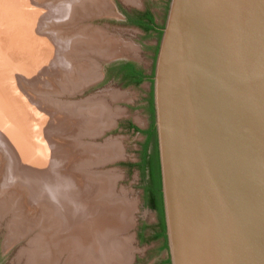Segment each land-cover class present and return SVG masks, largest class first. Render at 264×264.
Here are the masks:
<instances>
[{
	"label": "water",
	"instance_id": "95a60500",
	"mask_svg": "<svg viewBox=\"0 0 264 264\" xmlns=\"http://www.w3.org/2000/svg\"><path fill=\"white\" fill-rule=\"evenodd\" d=\"M153 96L171 264H264V0H170Z\"/></svg>",
	"mask_w": 264,
	"mask_h": 264
},
{
	"label": "rangeland",
	"instance_id": "374dc122",
	"mask_svg": "<svg viewBox=\"0 0 264 264\" xmlns=\"http://www.w3.org/2000/svg\"><path fill=\"white\" fill-rule=\"evenodd\" d=\"M106 1L104 3L112 8V14L108 15L101 12L93 14L95 11L88 13L81 11L75 16V20L68 22L69 17L63 18L61 15L62 18L57 19V17L52 16L54 13L51 14L50 12L53 8H50L51 6H57L61 3L58 0H3V2L0 0V15L3 17L4 7L8 6L13 17L9 19V23L12 25L15 21L16 24L14 28H17V37L14 40L21 49L18 54L21 65L26 66V63L34 61L36 58L38 61V58L41 59L42 57L41 53L44 50L48 51L47 59L37 64V67L34 66L30 73H24L18 63L15 64L14 68H10L11 75L8 78V85L15 96L24 104L27 114H29L27 127L30 130V139L38 146L40 162L42 158L40 171L43 173L45 168L49 166L52 172L55 174L58 172L57 175L60 177L64 176V179H69L75 184L81 182L77 185L84 188L82 198L90 200L86 207L88 211L92 209L93 203H96L104 206L105 215H108L107 209H110L117 216H120L122 211L127 215V218L129 216L128 229H124L125 231L117 230V232L119 234L123 232L122 235L131 238L130 245L133 251L130 264H168L170 255L169 251L164 249V239L153 240V236L160 232L159 214L156 210L145 205L143 179L135 167L140 161L141 147L145 137L131 128V126H135L143 130L150 126L152 121L150 96L153 92V84L145 81L138 87H127L118 78L107 79V75L110 69L120 63L128 62L135 63L147 75H150L154 70L156 50L160 43L156 34L147 36L137 28L120 24L122 16L118 8L123 7L134 11H140L144 8L151 9L155 13L158 25L162 26L165 25L170 0H135L136 2L132 4L126 3L124 0H110V3L109 0ZM2 4L4 5L3 8ZM4 24L5 22L2 21V25ZM2 25L0 24V27ZM83 28L106 32H102V34L107 39L104 38L107 48L108 44L114 45L112 50L116 51L115 48H117L118 53L102 57V54L97 53L98 56L94 51H92L93 53L89 52L85 46H77L74 47L75 49H71L70 45V47H64L60 50V57L63 61L53 64L51 62L53 45L50 44V40L61 43L64 39L63 36H72L76 30ZM11 36L6 38L11 39ZM0 39H5L1 33ZM65 49L66 51H64ZM4 50H0L3 57L8 53ZM82 62H90V64L88 63L90 71L93 68L99 69L100 72L97 77L92 78V82L87 85L85 84L89 81L83 79V74H81L78 83H75L74 79L68 81L70 77L68 78L67 72L74 69V63L77 65ZM88 70L86 74L89 73ZM3 79L5 81L4 75ZM56 104L62 107L57 108ZM84 107L88 108H85L86 113L84 112L89 115L86 119L88 123L74 124L80 123L76 121L78 120L76 117L78 110ZM62 108L64 111H61ZM66 109L75 117L69 116ZM53 110L54 112H52ZM96 110H100L99 113L95 114ZM91 113L95 116H91ZM51 114L52 116H50ZM62 116L64 119L61 118L63 120H60L59 118ZM56 117L59 119L58 121ZM72 119L74 120L71 121ZM53 120H56L58 125ZM69 120L71 125L70 123L68 125ZM65 123L69 127L71 126L72 130ZM47 134L49 135L47 136ZM53 140H57L56 143L59 142L61 146L58 143L54 145ZM65 144L71 149L74 147L70 155L63 153L65 147L68 148ZM58 154L59 156H57ZM72 155H76V157L72 159ZM77 155L80 156L77 157ZM56 164L60 166L55 167ZM3 166L5 164L0 153V170ZM53 166L55 169L57 168L56 171H54ZM60 167L65 169H60ZM24 178L25 176L21 179ZM22 196L23 194L20 193L14 196L9 202L10 205L4 213L5 215L0 216V254L1 256L2 253L5 256L10 254L5 260L1 259L0 264H29L28 249L33 252L34 248L37 253L45 254L40 246V249L37 247V242L44 238L45 233L48 232L47 229H49L43 226L42 217L37 218L34 227L27 229L22 235L17 234L18 237L16 240L13 239L14 242L11 245L12 239H10L9 234H14V227L11 226L10 230L8 227L12 223H18L19 220L21 222L27 218V213H24L22 219L21 211H17V208L15 211L11 209L12 204L21 202ZM121 208L123 210L119 211ZM27 210H31V207H28ZM12 211L15 216L18 215L16 219L13 218ZM10 221L12 222L9 223ZM110 234V237L115 235L111 232ZM7 243H10L11 248H7L6 254ZM67 255L66 251L60 252L57 256L58 260L56 259L53 264H68Z\"/></svg>",
	"mask_w": 264,
	"mask_h": 264
},
{
	"label": "bare ground",
	"instance_id": "6f19581e",
	"mask_svg": "<svg viewBox=\"0 0 264 264\" xmlns=\"http://www.w3.org/2000/svg\"><path fill=\"white\" fill-rule=\"evenodd\" d=\"M58 1L61 3L58 4L57 6H51L50 8L52 7L53 8L51 9L50 12L51 14L54 13L52 16L57 17V19H59L61 15L63 18L69 17L70 20H68V22L75 20V16L81 11L82 12L85 11V13L95 11L93 12V14L101 12L108 15L112 14L113 11L109 5H106L104 3V1L106 0H58ZM124 1L130 4L136 2L135 0H124ZM108 2L110 3V0ZM3 4H2V8L4 6ZM10 18L13 17L11 15L9 7L8 6L4 7L3 17L0 15V24L2 25V21H4L5 24L2 25V27H0V33L1 36L5 37V39H0V50L3 51L5 49L4 51H8V53L4 57L0 53V153H1V159L5 164V166H3L0 170V208H1L0 216L5 215L4 213L8 210V206L10 205L9 204L10 200L19 193L23 194V196L21 197L22 198L21 202H16L15 204H12L11 209L15 211V208H17V211L19 212L21 211L22 219L24 218L25 215L24 213H27V218L25 220L20 222V220L18 219L19 220L18 223L15 224L12 223L9 227L7 226L9 230L11 226L14 227L13 228L14 234H9V236H11L10 239H12L11 245L14 242L13 239L15 238L16 240V237H18L17 234L22 235V233L26 232L27 229L34 227L33 225L35 224L37 218L42 217L43 220L41 222L43 226L49 229H47L48 232L45 233L44 238L43 239L41 238L37 242V247L39 249L41 247V249L45 251V254L37 253L34 250V248H33V252H31V250L28 249V252L30 254L28 255L27 252L29 264H53L56 262L59 253L62 251H66L68 254L66 258L67 261L69 262L68 264H130L131 255L133 251V248L130 245L131 238H129V236L122 235L123 232L121 234L117 232V230L128 229L129 216L127 218V215L124 214L123 211L121 212L122 214H120V216H117L114 213V211H110V209H107L108 215H105L103 211L104 206L96 203H93L92 209L88 211L86 207L87 204H89L90 200L82 198L84 188L81 185H77L78 183L81 182H78L77 184L72 183L70 182L69 179H64L63 178L64 176L60 177L59 175H57L58 172L56 174L52 172L49 166L45 168V171L43 173L40 171L41 169L40 164L42 163V158L40 162L38 146L29 137L30 130H28L27 127V123H28L27 120L29 114H27L26 107L24 106V104L18 99L17 96H15V94L12 92V89L8 85V78L11 75L10 68H14L15 64L17 63L21 65V61L18 60V54L21 49L17 46L14 40V38L17 37V28L16 27L14 28V25H16L15 21L14 24L12 25L9 23ZM102 32H103L102 30L98 31L96 29L83 28L76 30L72 36H67V37L63 36L64 39L62 38L63 42L61 43L59 41L54 42L53 40H50V44L53 45L51 62L55 64L58 61H63L61 60L60 57V50L61 48L64 47L66 48L68 46L70 47V45H71V49L77 46H85L89 52L94 51L96 54L97 53L99 55L102 54V57L113 54L116 55V53H118L117 48H115L116 51L112 50L114 49L115 46L110 44H108V48H107V45L104 42L106 38L105 35L102 34ZM7 36H11V39L6 38ZM40 41L41 40H39V42ZM64 51H66V49ZM47 53L48 51L44 50L41 53L42 56L41 59L38 58V61L36 58L34 61L26 63V66L21 65V70H23L24 73H30V71L33 70L34 66L47 59ZM88 63L90 64V62H82L81 64H77V65L74 63V69L71 70L70 72H67V74L69 75L68 78L70 77L68 81L74 79L73 81L75 83H78L79 79L81 78V74H83L84 75L83 79L85 78L86 81H89L85 85L92 82V78L97 77L100 71L97 68H93L90 71ZM87 70L89 71L88 74H86ZM3 75L7 84L3 79ZM56 106L57 108L62 107L59 106V104H56ZM85 108L87 107L80 108L78 110V114H77L78 116L76 117L78 120L76 121H79L80 123L76 122L74 124L82 125L85 122H87L86 119L87 116L89 117V115L88 113L85 114L86 113ZM67 109L66 111H68ZM54 110L52 112H54ZM61 111H64V109ZM99 111L100 110H96L95 114H97V112L99 113ZM67 113H69V111ZM92 114L93 113H91V116H95ZM50 116H52V114ZM69 116L73 117V115L70 113ZM61 118L64 119L63 116L59 118L60 120H63ZM59 119L57 118V121ZM73 120L74 119H72L71 121ZM92 120L89 119V121ZM53 121L56 122V120ZM71 121L69 120L68 125L69 123L71 125ZM70 127L69 129L72 130ZM69 134L71 135V133ZM48 135L49 134H47V136ZM56 141H54L55 142L54 145H56L57 143L60 145V143L59 142L56 143ZM68 145H67L68 150L66 149V147L65 149L63 147V149L65 150V152L63 151V153H65L66 155H70L72 149L74 148L73 147L74 144L72 145L73 147L72 149L71 147L69 148L70 145L69 146ZM57 156H59V154ZM79 156L80 155H77V157ZM74 157H76V155L75 156L72 155V159ZM57 165L59 164H56L55 167ZM61 168L64 167H60V169ZM56 169L54 171H56ZM21 176L22 177L25 176V178L21 179L22 178ZM28 207H31V210H27ZM121 210L123 209L122 208L119 209V211ZM16 216L14 215L13 212V218L16 219ZM11 222L12 221H10L9 223ZM110 232L115 233V235L110 237L111 235ZM8 247H10V243L6 244V248ZM26 247L28 248L27 245ZM22 251L23 250H21V253H23ZM24 258L26 257L24 256Z\"/></svg>",
	"mask_w": 264,
	"mask_h": 264
},
{
	"label": "trees",
	"instance_id": "16d2710c",
	"mask_svg": "<svg viewBox=\"0 0 264 264\" xmlns=\"http://www.w3.org/2000/svg\"><path fill=\"white\" fill-rule=\"evenodd\" d=\"M153 17L149 18L151 23L137 22L135 24L141 26L145 31H155V26L153 24ZM156 50V55L158 53ZM118 78L124 86H135L138 87L143 84L145 81H149L153 84L154 70L150 75H147L146 72L139 68L135 63H120L118 66L109 70L107 79L109 78ZM150 112L152 114V123L148 131L143 132L148 135L147 141L143 148L142 162L136 164L138 168L142 171V178L144 180V173L146 170L149 171V185L145 188L146 197L145 205L156 210L160 217V232L153 236V240L164 239V249L168 250L167 236H166V223L164 217V204H163V194H162V181H161V172H160V162H159V151H158V141H157V132L155 127V111H154V96L153 92L150 96ZM136 131L142 132L140 129L135 126H131ZM149 145H152V153L147 156V150ZM148 157V158H147ZM171 264L170 260L167 262Z\"/></svg>",
	"mask_w": 264,
	"mask_h": 264
},
{
	"label": "flooded vegetation",
	"instance_id": "af4514ba",
	"mask_svg": "<svg viewBox=\"0 0 264 264\" xmlns=\"http://www.w3.org/2000/svg\"><path fill=\"white\" fill-rule=\"evenodd\" d=\"M118 9H119L120 14L122 16V21H120V24L125 25V26H128V27L137 28V29L141 30L142 32H144L147 36L152 35V34H156L159 37V40H161L162 30L164 28V24L162 26H159L158 25V22H157L155 13L151 9L144 8L143 10H140V11L139 10L138 11H136V10L134 11V10H130V9H125L123 7H119ZM151 17H153V20H154L153 21V24L155 26V31H151V30L150 31H145V30H143V28L141 26L135 24L137 22L150 23L149 22V18H151ZM150 25H151V23H150ZM158 48H159V46H158ZM133 87H135V86H133ZM151 123H152V121H151ZM150 127H151V124H150V126L147 129H143V130L140 129V128H138V127H136L138 129H140L142 132L136 131V130H134L132 128L134 131L142 134L145 137L144 142H143L142 147H141L140 161L138 162L139 164L143 161L142 160L143 148H144V145H145V143L147 141V138H148V135L147 134H144L143 132L148 131L150 129ZM157 141H158V138H157ZM158 151H159V149H158ZM151 153H152V145H149V148L147 150V154H148L147 156L149 157V155ZM159 162H160V159H159ZM135 167H137V166H135ZM137 169L140 172L141 178H142V175L143 174H142L141 169L138 168V167H137ZM160 172H161V169H160ZM149 180H150L149 171L146 170L145 173H144V180H143V183H144V185H143L144 186L143 187L144 201H145V197H146V190H145V188L148 187V185L150 183ZM7 251L8 250L6 248V250H5L6 254H7ZM9 255H10L9 253H8L7 256H5V254H3V253H2V256L0 254V260L1 259L2 260H5V258H8L9 257Z\"/></svg>",
	"mask_w": 264,
	"mask_h": 264
}]
</instances>
